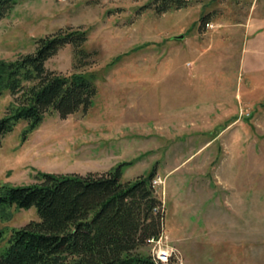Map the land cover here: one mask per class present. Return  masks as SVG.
<instances>
[{
  "label": "rangeland",
  "instance_id": "rangeland-1",
  "mask_svg": "<svg viewBox=\"0 0 264 264\" xmlns=\"http://www.w3.org/2000/svg\"><path fill=\"white\" fill-rule=\"evenodd\" d=\"M16 1L0 19V59L31 53L60 29H87L86 57L67 44L46 67L93 77L98 92L92 107L49 113L25 138L19 121L2 139L0 182L131 162L126 181L156 168L165 230L141 253L173 246L184 264H264V78L242 72L236 51L252 0H188L165 13L145 6L152 0ZM15 98L0 97V118ZM11 213L0 218V254L13 228L39 220L35 207Z\"/></svg>",
  "mask_w": 264,
  "mask_h": 264
},
{
  "label": "trees",
  "instance_id": "trees-1",
  "mask_svg": "<svg viewBox=\"0 0 264 264\" xmlns=\"http://www.w3.org/2000/svg\"><path fill=\"white\" fill-rule=\"evenodd\" d=\"M16 0H0V19ZM188 0H152L156 12L187 6ZM210 20L207 16L201 19ZM88 30L67 27L36 40V49L13 60L0 59V97L16 98L0 118V146L21 120L23 137L45 116L57 112L66 118L94 104L98 88L93 77L49 70L46 62L67 44L86 57ZM121 162L106 172L51 173L38 171L34 183L0 182V218L10 220L11 209L35 207L39 220L13 228L0 264H157L139 249L159 239L165 230L166 206L148 175L122 180ZM0 234L3 231L0 230Z\"/></svg>",
  "mask_w": 264,
  "mask_h": 264
},
{
  "label": "crops",
  "instance_id": "crops-1",
  "mask_svg": "<svg viewBox=\"0 0 264 264\" xmlns=\"http://www.w3.org/2000/svg\"><path fill=\"white\" fill-rule=\"evenodd\" d=\"M252 4L254 13L250 15L247 21L241 23L246 34L241 39L240 46L236 51L240 57L242 72L246 71L247 74L254 77L264 78V0H252ZM220 181L222 184H237L228 179H221ZM233 191L241 192L238 188L233 189Z\"/></svg>",
  "mask_w": 264,
  "mask_h": 264
},
{
  "label": "built area",
  "instance_id": "built-area-1",
  "mask_svg": "<svg viewBox=\"0 0 264 264\" xmlns=\"http://www.w3.org/2000/svg\"><path fill=\"white\" fill-rule=\"evenodd\" d=\"M162 236L163 234L157 240L152 239L151 243L160 241ZM173 253H175L178 257V264H184L183 258L179 256L178 250L173 246H171L170 249L166 247L164 248L160 247L158 250H155L153 252L152 257L157 264H170V262L173 259L172 256H174Z\"/></svg>",
  "mask_w": 264,
  "mask_h": 264
},
{
  "label": "water",
  "instance_id": "water-1",
  "mask_svg": "<svg viewBox=\"0 0 264 264\" xmlns=\"http://www.w3.org/2000/svg\"><path fill=\"white\" fill-rule=\"evenodd\" d=\"M174 37H175V39H182L184 37V35L183 34H179V35H175Z\"/></svg>",
  "mask_w": 264,
  "mask_h": 264
}]
</instances>
